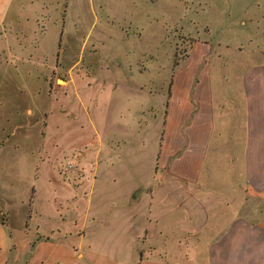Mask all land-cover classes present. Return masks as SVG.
<instances>
[{"label": "crops", "instance_id": "1", "mask_svg": "<svg viewBox=\"0 0 264 264\" xmlns=\"http://www.w3.org/2000/svg\"><path fill=\"white\" fill-rule=\"evenodd\" d=\"M248 6L264 20V0ZM253 34L193 41L156 83L153 47L115 61L93 51L109 78L79 90L80 55L56 81L78 82L79 117L93 106L80 132L95 150L41 166L23 223L0 222V264H264V32Z\"/></svg>", "mask_w": 264, "mask_h": 264}, {"label": "rangeland", "instance_id": "2", "mask_svg": "<svg viewBox=\"0 0 264 264\" xmlns=\"http://www.w3.org/2000/svg\"><path fill=\"white\" fill-rule=\"evenodd\" d=\"M246 3L0 0V222L11 215L13 224L23 223L20 217L27 206L19 200L27 197L33 186L39 189L36 178L42 165L56 170L79 155L88 160L95 150L94 139L80 132L84 127L81 122L89 124L93 106L87 102L82 105L84 113L79 117L75 103L78 82L66 89L57 87L68 80L70 68L80 55L83 63L72 68V74L81 80L79 90L101 87L103 77L109 78L106 59L96 60L94 52L115 61L123 52L128 51L130 58L145 47L154 48L156 83L157 70L168 74L169 65L184 58L197 39H235L264 32L261 9L253 11L251 6L244 7ZM248 14L258 22L247 29L239 21ZM96 38L104 44L94 42ZM57 58L60 68L50 71ZM87 62L91 67L85 65ZM49 114L53 115L52 124L46 129ZM62 149L64 153L53 154Z\"/></svg>", "mask_w": 264, "mask_h": 264}]
</instances>
